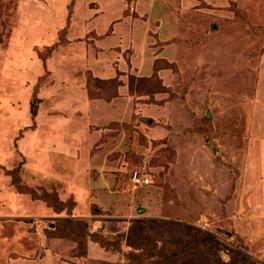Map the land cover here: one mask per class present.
Masks as SVG:
<instances>
[{"label": "rangeland", "instance_id": "1", "mask_svg": "<svg viewBox=\"0 0 264 264\" xmlns=\"http://www.w3.org/2000/svg\"><path fill=\"white\" fill-rule=\"evenodd\" d=\"M177 236L173 264H264V0H0V263Z\"/></svg>", "mask_w": 264, "mask_h": 264}, {"label": "trees", "instance_id": "2", "mask_svg": "<svg viewBox=\"0 0 264 264\" xmlns=\"http://www.w3.org/2000/svg\"><path fill=\"white\" fill-rule=\"evenodd\" d=\"M163 234H165V233H163ZM180 236H183V234L181 233ZM175 239L177 241V244L179 245L178 248H177V245H176V249L177 250L172 251V252L171 251L170 252H167V251L163 252L162 250L159 251L160 254L163 255V257L165 258V261L168 262V263H171V264L177 262L179 259H182V257L184 258V256L187 254L186 251H185V248L187 247V244L186 245L182 244V241H181L182 237H178L177 236ZM162 242H164L163 246H165V242H167V239H164ZM193 249H195V248H193ZM152 254H153L152 252H149L150 256ZM127 256H128V258H131L132 260L135 259V258H137L138 260L140 259L139 258L140 256L136 255V253H134V252L128 253ZM133 257H135V258H133ZM144 257H147V256H144Z\"/></svg>", "mask_w": 264, "mask_h": 264}, {"label": "built area", "instance_id": "3", "mask_svg": "<svg viewBox=\"0 0 264 264\" xmlns=\"http://www.w3.org/2000/svg\"><path fill=\"white\" fill-rule=\"evenodd\" d=\"M132 180L134 184H147L150 182V179L148 177H144L140 175L139 173L135 172L132 176Z\"/></svg>", "mask_w": 264, "mask_h": 264}, {"label": "crops", "instance_id": "4", "mask_svg": "<svg viewBox=\"0 0 264 264\" xmlns=\"http://www.w3.org/2000/svg\"><path fill=\"white\" fill-rule=\"evenodd\" d=\"M5 259H6V257H5ZM11 259H13V258H11ZM6 261H7V259H6ZM1 264V263H0Z\"/></svg>", "mask_w": 264, "mask_h": 264}]
</instances>
